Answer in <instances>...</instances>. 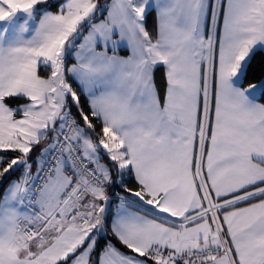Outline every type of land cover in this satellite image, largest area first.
<instances>
[{"label":"snow or ice","instance_id":"obj_1","mask_svg":"<svg viewBox=\"0 0 264 264\" xmlns=\"http://www.w3.org/2000/svg\"><path fill=\"white\" fill-rule=\"evenodd\" d=\"M0 264H264V0H0Z\"/></svg>","mask_w":264,"mask_h":264},{"label":"trees","instance_id":"obj_2","mask_svg":"<svg viewBox=\"0 0 264 264\" xmlns=\"http://www.w3.org/2000/svg\"><path fill=\"white\" fill-rule=\"evenodd\" d=\"M110 1V0H109ZM102 2H104V0H102ZM154 26V20L150 17L149 18V22H148V27L149 29H151ZM126 50H121L120 53H125ZM162 74H163V69H159L156 73V77H157V81L158 83L160 82L161 78H162ZM23 101H18L17 103H21ZM19 173H14L11 177H9V180L12 179L14 176H16ZM103 243V242H101ZM123 250V249H122Z\"/></svg>","mask_w":264,"mask_h":264},{"label":"crops","instance_id":"obj_3","mask_svg":"<svg viewBox=\"0 0 264 264\" xmlns=\"http://www.w3.org/2000/svg\"><path fill=\"white\" fill-rule=\"evenodd\" d=\"M109 2H110V1H109ZM119 54H120V55H125V56H126V55H128L129 53L126 51L125 53H119ZM23 102H24V101H23ZM23 102H21V103H23ZM17 175H18V174H17ZM17 175H16V176H17ZM16 176H14L12 179H15ZM10 180H11V179H10Z\"/></svg>","mask_w":264,"mask_h":264}]
</instances>
